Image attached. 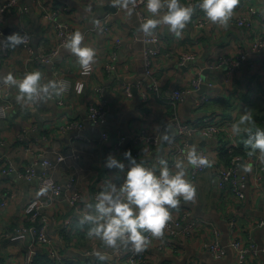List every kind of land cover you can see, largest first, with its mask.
Returning <instances> with one entry per match:
<instances>
[{
	"label": "crops",
	"instance_id": "crops-1",
	"mask_svg": "<svg viewBox=\"0 0 264 264\" xmlns=\"http://www.w3.org/2000/svg\"><path fill=\"white\" fill-rule=\"evenodd\" d=\"M52 9H58L56 20L66 22L75 30L84 34L82 43L90 44L97 49L96 60L89 73H84L76 54L64 46H60L57 54L49 63H41L35 59L28 60V54L20 44L10 46L8 55L3 60L0 57V77L11 72L15 76L24 75L33 69L43 73L44 80H65L69 87L66 92L49 100H28L18 97V88L13 86L7 90V98L12 108L4 118L0 117V135L3 144L0 146V156H8L16 166L22 168L33 160H39L37 152L24 149L23 142L33 140L44 134L38 145L56 148L60 152H69L74 149L80 153V158L69 163H61L55 172L60 181H65L71 172L76 173L78 179L88 188L89 194L82 202L80 212L58 197L44 209L47 216L48 235L52 241L42 244L30 240L29 236L19 226L22 225L24 206L30 198L42 196L36 188V178L28 181L15 172L5 176L0 175V200L6 204L0 209V264H125L126 258L117 259L116 248L107 246L98 236H88V224L80 223V216L86 211H92L88 204L95 203L94 192L101 191L109 182L121 183L125 170L108 168L104 161L109 153L122 160L127 167L129 159L124 156L129 143L141 132L158 133L161 143L142 155H133L138 161L148 165H155L159 170V159L164 157L169 166L181 158L179 153H170L166 150V142L162 134L168 132L175 140V129L166 128L165 123L176 111L180 118L196 122L201 118L219 113L229 120L224 126V136H229L242 156V162L251 160L252 163L259 150L252 156L248 155L249 146L242 137L231 131L233 122L240 115L249 111L252 113L257 126L264 128V52L253 51L252 39L258 32L264 33V22L256 21L253 26H238L234 23L235 16L247 5H253L264 13V0H238L228 25L211 21L206 17L202 27L195 28L188 21L182 30L181 36L170 31L167 24L157 25L155 30L165 35L166 40L161 43V53L154 61L150 76L145 75L143 69L142 50L145 43L141 39L134 40L132 32L140 34L142 21L131 6V0H41ZM64 1L70 6L68 12L60 10ZM185 3L184 0H181ZM27 11L19 7H11L4 14V34L16 32L19 22L26 25L31 33V43L36 52H43L58 46L59 36L52 21L43 18L41 10L31 2ZM186 4V3H185ZM111 5L115 10H111ZM132 8V14L128 12ZM145 16L151 15L147 11L146 1L143 6ZM164 10H161V14ZM109 14V29L102 31L94 27L95 22L103 15ZM8 31V32H5ZM3 37L0 38V44ZM116 53V58L110 56ZM245 52L246 58L236 71L226 74V65L212 66L224 55H237ZM183 54L191 55L186 64H180ZM113 61L114 69L107 70L106 62ZM206 89L198 93L190 87L186 99L173 108L167 101L172 89L186 85L194 75L202 76L203 69ZM1 80V79H0ZM155 81L159 90L157 93L149 89ZM83 84L78 89V84ZM130 89L125 91V85ZM133 86L136 89L133 90ZM6 90V89H5ZM209 96V100L202 106H196V99L200 95ZM3 101L0 97V103ZM105 102L107 121L103 126L85 122L79 132L75 128H63L69 121L84 118L90 104ZM223 116V117H224ZM26 126L24 138L19 140L16 134ZM106 129L108 138L98 143L88 141V138L97 139L100 132ZM125 135V140L118 145L117 132ZM80 134V140L72 138ZM186 148L197 143L200 148L208 149L211 160L200 178L193 182L196 185V198L184 201L177 207L170 208L171 216L179 217L183 210L190 211V217L199 220V224L188 237L183 235L171 238L176 244L173 251L165 246L159 247L164 234L153 236L152 242L143 249L145 261L143 264H235L236 250L231 241L252 244L253 248L260 249L264 245V171L259 178L252 168L246 174L242 183L244 197L237 199L229 191L219 188L216 184L215 173L219 166L227 163V154L222 146V136L204 137L200 133L185 136ZM225 158H224V157ZM50 157L54 156L50 154ZM188 178L189 171H188ZM8 192L12 196L8 197ZM219 231V238L226 246V252L221 257L212 256L203 247L204 241L213 236V229ZM35 251L31 259L26 261V255ZM102 252L107 255L104 260L95 254ZM91 252V253H87ZM248 262L264 264V254L258 251L250 253ZM166 261V263H165Z\"/></svg>",
	"mask_w": 264,
	"mask_h": 264
},
{
	"label": "built area",
	"instance_id": "built-area-1",
	"mask_svg": "<svg viewBox=\"0 0 264 264\" xmlns=\"http://www.w3.org/2000/svg\"><path fill=\"white\" fill-rule=\"evenodd\" d=\"M146 0H131V6L139 16L140 20L143 22L146 18L143 13V6ZM185 3H192L198 5L199 0H184ZM27 0H0V38H6L4 34V14L11 7H19L22 11H27L29 8ZM31 4H34L38 7L43 15L45 20H50L53 23L54 28L57 30L59 36L58 46L52 47L43 52H36L32 43H31V33L26 28V25L21 22L18 23L16 32L24 36L25 39L20 43L21 48L28 54L27 59H35L41 63H49L52 61L53 57L57 54L59 47L64 46L68 37L76 31L71 26L67 25L66 22L56 20V15L59 13L58 9H52L41 0H30ZM60 10L68 12L70 6L66 1L61 5ZM201 8L198 6L194 11L192 18L189 22L195 28L202 27L206 22V17L201 13ZM109 14L103 15L98 19L94 27L107 31L109 29ZM256 21L264 22V13L260 9L256 8L253 5H247L241 12H239L235 18L234 23L238 26H253ZM262 24V23H261ZM134 40L141 39L145 46L142 50V60H143V69L144 73L147 76H150L153 71L154 61L161 53V43L166 40L165 35L158 30H154L152 34H146L142 31L140 34L132 32ZM11 44L2 42L0 44V57L4 60L8 55V49ZM251 48L253 51H263L264 52V33H256L252 39ZM112 55V56H111ZM110 56L116 58V53L111 52ZM191 55L183 54L180 57V64H186L187 59ZM245 52H240L237 55H224L218 61H216L212 66H217L221 64L226 65L225 72L230 74L241 65L245 60ZM105 67L107 70L114 69L113 61L106 62ZM23 76H16L21 78ZM201 82V76L199 74L194 75L191 79L188 80L186 85L176 86L172 89L168 103L176 108L177 105L184 102L190 87L198 88L199 83ZM149 89L157 93L159 90L158 84L153 81L149 86ZM13 85H9L4 82L3 79L0 80V97L3 101L0 104V117L4 118L8 115L9 111L12 108V103L7 98V90H11ZM6 89V90H5ZM130 85H125V91L128 92ZM56 99L57 102H62L61 98L57 99L55 94L45 97L42 100ZM209 100V96L200 95L195 103L196 106H202ZM107 110L105 102L100 104H90L84 118H77L69 121L63 126V128H75L79 132L83 129L84 123L90 122L95 125L103 126L107 121ZM229 120L226 117H223L221 114L216 113L214 115L207 116L202 123H194L188 120H183L180 118L179 114L176 111H173L171 116L168 118L165 125H171L175 129V137L171 141L166 142V150L170 153H179L181 157L185 154L186 140L185 136H191L195 133H200L204 137L212 136H222L224 140V151L228 157V163L223 166H219L216 169L215 179L216 184L219 188L223 190H229L231 194L237 199L244 197V191L242 190V183L246 178V174L241 170L242 156L239 153H236V145L229 136H224V126ZM168 128V127H166ZM26 131V126L22 127L19 132L16 134V137L19 140L24 138ZM118 145L120 146L125 140V135L118 131ZM74 140H80V134L76 133L72 136ZM108 138V132L106 129L100 132V136L97 139L88 138V141L99 142L101 139ZM41 139H46L44 134H40L27 141L23 142L24 149L29 152H37L40 156L39 160H33L30 164L24 165L22 168L16 166L11 158L8 156H0V175L5 176L11 172H15L18 176L31 181L36 178L37 184L36 188L42 194V196H37L30 198L24 206V216L23 224L18 228L26 233L29 236L30 240L37 241L42 244H49L52 239L48 235V222L47 216L44 214V209L51 204V201L55 198H62L64 201L69 203L74 210L80 212L82 210V202L89 194V190L85 187V184L78 179L76 173L71 172L67 175L65 181H60L56 178L55 172L58 169L59 164H67L70 161H74L80 158V153L72 149L69 152H60L56 148L50 146L49 143L43 145H38ZM161 138L158 133H147L141 132L136 135L133 139V143H129L127 148L133 151L134 155H142L148 153L151 149L156 148L160 145ZM3 144V137L0 135V146ZM201 153L207 156L211 160L210 152L205 148L199 149ZM50 154L54 157L51 158ZM208 165L200 166H190L189 168V177L192 182H196L200 176L205 172ZM253 169L255 170L256 176L259 178L260 172L264 171V160L259 158L257 155L253 162ZM41 188H46V191L41 192ZM99 191L94 192V197L96 198ZM8 197H11V192H8ZM7 198L0 200V209L6 204ZM1 219V215H0ZM199 220L193 219L190 217V211L188 209L183 210L182 215L177 217L171 216L170 219L166 222L163 231L166 240H162L159 247L165 246L171 250L176 249V244L171 239L175 236L181 235L188 237L192 230L199 224ZM264 220L261 219L259 224H263ZM214 236L209 241L203 242V247L206 248L209 253L214 257H221L226 252V246L222 244L219 238V231L217 228L213 229ZM149 237V243L152 242L153 236L151 232L145 233ZM231 246L236 250V261L235 264H256L250 263L247 260V257L250 253L256 254L258 251L264 254V245L260 248H253L252 244L246 243L245 241L240 242L237 239L231 241ZM143 250L140 252L135 251L131 246L116 248L117 259L123 260L126 258L125 264H143L145 257L143 255ZM35 251H30L26 255V261L31 259L32 254ZM91 253V252H87ZM163 264V263H159ZM198 264V263H191Z\"/></svg>",
	"mask_w": 264,
	"mask_h": 264
},
{
	"label": "clouds",
	"instance_id": "clouds-1",
	"mask_svg": "<svg viewBox=\"0 0 264 264\" xmlns=\"http://www.w3.org/2000/svg\"><path fill=\"white\" fill-rule=\"evenodd\" d=\"M238 0H199L198 5L182 3L181 0H146V8L151 15L147 16L140 25V31L152 34L157 25L162 23L169 26L176 36H181L182 30L192 18L196 7L203 9L207 17L225 26L233 15ZM127 7V0H124ZM161 10H164L161 14ZM133 9L128 8L131 15ZM25 37L18 32L9 34L2 42L12 46L20 44ZM84 34L76 30L67 39L65 47L76 54L81 69L89 73L96 60L97 49L90 44L82 43ZM5 83L18 88L20 99L40 100L53 94L59 96L66 92L69 84L65 80H44L39 69L26 72L17 78L9 72L3 77ZM78 89L83 84L77 85ZM171 128V125H166ZM231 131L234 135L246 133L243 142L249 146L248 155L252 156L259 150V158L264 160V128L257 126L251 112H243L239 119L233 122ZM164 141H171L172 136L165 132ZM124 156L129 159V165L109 153L104 163L108 168L125 170L121 183L109 181L98 192L95 203H89L86 211L80 216L81 224H88L87 235L98 236L111 248L131 246L140 252L149 244V237L145 234L162 235L166 222L171 217L170 208L177 207L184 201L196 198V185L188 178L190 166L211 165L214 161L203 155L197 143L190 144L183 157L174 161L172 166L164 157L159 159V170L155 165H148L138 161L131 150H125ZM240 167L245 172L253 168L251 160L243 162ZM41 192L46 188H41ZM104 260L107 255L95 253Z\"/></svg>",
	"mask_w": 264,
	"mask_h": 264
},
{
	"label": "water",
	"instance_id": "water-1",
	"mask_svg": "<svg viewBox=\"0 0 264 264\" xmlns=\"http://www.w3.org/2000/svg\"><path fill=\"white\" fill-rule=\"evenodd\" d=\"M28 2H30V0H27ZM108 7H110L111 8V10H115V8H113V6H111V5H107V6H105V8H108ZM5 32H8V31H5ZM208 71V68H204L203 69V74H202V76H201V82L199 83V87H198V89H197V92L198 93H201V92H203L205 89H206V84L204 83V77H205V73ZM133 88V90H135L136 89V86H133L132 87Z\"/></svg>",
	"mask_w": 264,
	"mask_h": 264
},
{
	"label": "trees",
	"instance_id": "trees-1",
	"mask_svg": "<svg viewBox=\"0 0 264 264\" xmlns=\"http://www.w3.org/2000/svg\"><path fill=\"white\" fill-rule=\"evenodd\" d=\"M204 104H206V103H204ZM216 112H212L211 114L212 115H214ZM223 116H224V114H223ZM225 117V116H224ZM206 118V117H205ZM205 118H201L200 120H198V121H196V122H194V123H202L203 121H204V119ZM191 122V121H190ZM221 143H222V146L224 145V140L222 139V141H221ZM223 149H224V146H223ZM208 150V149H207ZM237 150V149H236ZM209 151V150H208ZM132 152V154L134 155V153H133V151H131ZM240 151H237L236 153H239ZM240 154V153H239ZM241 155V154H240ZM136 156V155H135ZM224 157V156H223ZM225 158V157H224ZM227 160H228V157H227ZM227 163H228V161H227ZM226 163V164H227ZM226 191H229V190H226ZM230 192V191H229ZM231 193V192H230ZM0 215H1V213H0ZM162 234H164L165 235V233H164V231L162 232ZM165 263H166V261H165ZM168 264V263H167Z\"/></svg>",
	"mask_w": 264,
	"mask_h": 264
},
{
	"label": "rangeland",
	"instance_id": "rangeland-1",
	"mask_svg": "<svg viewBox=\"0 0 264 264\" xmlns=\"http://www.w3.org/2000/svg\"><path fill=\"white\" fill-rule=\"evenodd\" d=\"M1 104V103H0ZM216 114V113H215Z\"/></svg>",
	"mask_w": 264,
	"mask_h": 264
}]
</instances>
